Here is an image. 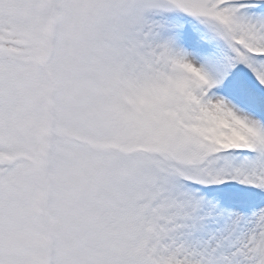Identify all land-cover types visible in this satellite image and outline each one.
<instances>
[{
    "label": "snow or ice",
    "instance_id": "1",
    "mask_svg": "<svg viewBox=\"0 0 264 264\" xmlns=\"http://www.w3.org/2000/svg\"><path fill=\"white\" fill-rule=\"evenodd\" d=\"M0 264H264V0H0Z\"/></svg>",
    "mask_w": 264,
    "mask_h": 264
}]
</instances>
